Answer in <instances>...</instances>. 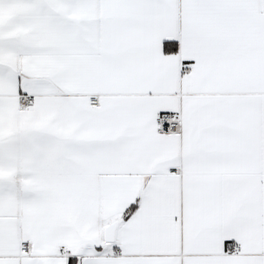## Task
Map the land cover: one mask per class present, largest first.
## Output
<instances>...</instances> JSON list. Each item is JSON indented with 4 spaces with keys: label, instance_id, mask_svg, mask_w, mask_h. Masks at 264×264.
I'll list each match as a JSON object with an SVG mask.
<instances>
[{
    "label": "snow or ice",
    "instance_id": "snow-or-ice-1",
    "mask_svg": "<svg viewBox=\"0 0 264 264\" xmlns=\"http://www.w3.org/2000/svg\"><path fill=\"white\" fill-rule=\"evenodd\" d=\"M0 264H264V0H0Z\"/></svg>",
    "mask_w": 264,
    "mask_h": 264
}]
</instances>
